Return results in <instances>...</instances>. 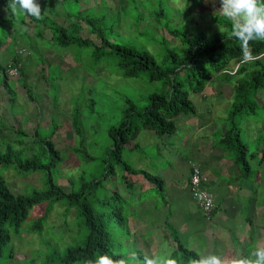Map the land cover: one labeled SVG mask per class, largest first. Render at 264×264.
<instances>
[{"label": "trees", "instance_id": "obj_1", "mask_svg": "<svg viewBox=\"0 0 264 264\" xmlns=\"http://www.w3.org/2000/svg\"><path fill=\"white\" fill-rule=\"evenodd\" d=\"M59 1L62 4L72 0ZM136 1L141 0H131V2ZM8 3L9 0H0V4L6 9ZM40 5L44 18L37 20L35 17L20 14V19L24 20H20L21 26L17 31V36H11L9 40H6L7 36L3 32L5 27H12V23H9L6 17L0 19L2 21L0 24L2 33L0 49L5 46L7 51H10V48L14 50L13 55H7L8 61H5L4 57L0 55V58L2 57L0 87L4 89V95L12 112L18 106L16 93L9 88L7 82L9 67H14L17 74L24 80L25 74L31 68L39 66V72L42 73L41 76L48 85L52 82V80L48 82V78L44 74V64L48 65L50 58L47 56L42 58L41 52L33 49L34 42L42 39L43 29L49 33V38L45 41L49 43L48 47L52 46V49L57 47L61 50L72 47L74 50L87 51L88 68L84 69L91 74L99 66L107 74L114 72L123 79L158 81L163 87L160 91L148 94L147 104L142 108H137L130 99L125 100L126 106L121 111L119 123L109 127L106 131L110 143L100 159H95L84 149L82 144L84 138L79 120L80 106L72 105L69 124L76 141V145L71 147L72 153L77 155L76 161L78 159L81 163L93 164V167L81 171L74 178L67 177L68 187L66 189L57 184V178L60 176L58 169L64 162L62 153L49 139L58 126L57 120L53 117L50 118V123L47 125L49 137H44L40 136V129L37 126L32 129L31 133H28L22 126L16 128L8 126L0 117V171L10 170L15 176L22 178L36 173L40 174V188L42 186L41 190L31 187L35 190H32L30 194H16L9 190L4 178L0 175V259L2 251L7 248L6 246L10 242L11 232L16 234L19 232L27 212L33 206L46 202L47 206L43 214L37 216L27 228V234H42L43 226L46 225L47 216L54 203H60L65 214L73 210L72 217L75 216L79 225L78 242L63 248L62 252L51 241L50 246L42 244L47 252L49 250L54 252L52 260H56L55 264L57 262L58 264H85L87 260L95 259L97 254L104 253L113 256L114 259H120L133 251L142 260L145 253L143 254L140 249L134 248L125 252L122 248L123 244L113 235L110 224L114 225V229H117L114 232L123 233V241L127 239V242H132L133 235L138 233V241L141 240V244L145 243L147 235L145 236L144 233L137 232V229L130 227V219H137L138 223L143 222L146 227H151L158 218L157 214V216L152 214L161 208L164 188L163 181L157 174H150L144 169H136L133 167V163L127 161L128 158L126 159L124 153L139 148L138 143H134L133 146H130L129 143L134 141L141 131H148L158 138L172 135L175 132L177 117H194L196 115V108L187 96L188 90L200 95L208 77L214 75L231 89V103L227 116L230 121L228 129L219 135L212 147L219 148L222 153H225L231 163L228 171L236 176V180L240 177L248 179L253 170L250 162H254L255 168L257 155H260V158L256 159L258 166L264 160V124L259 127L260 133L254 134V131L249 130L251 135L248 136L249 140L250 138L253 140L255 135L259 140L257 147L250 150L249 146L240 140L241 133L245 134L246 131H242V127L239 122H235V118L242 115L249 117L254 113L258 104L264 109V41H250L246 53L241 41L230 35L232 21L219 12L209 15L210 22L217 28L212 32H205L200 27L194 26L190 19L177 26L170 25L169 22L163 24L156 15L157 12L154 11L147 17L151 19L147 20V25L151 27L152 31L148 35L149 43H146L145 36H131L126 41L121 39L120 42H115L109 36L113 24H108L110 18L108 19L106 16L107 13L105 16L102 14L97 16L95 15L96 11L91 12L90 8L88 11H79L78 7L71 3L62 12H57L51 1L46 0ZM100 7L103 10H113L109 6L107 7L106 0L100 1ZM6 13H10V16L13 17L10 9H7ZM56 18H62V22H56ZM66 19L71 20L66 23ZM139 22L140 20L136 21L135 26ZM101 23L104 25L100 26ZM29 24H32V36L27 34ZM25 29L27 30L25 31ZM82 29L86 30L85 36H82ZM162 33L175 39L177 44L170 46L167 40L161 36ZM24 37L27 39V45L22 39ZM20 40L24 42V46L18 47ZM148 44L149 46H147ZM21 50L27 51V56L23 59L20 58ZM32 51L38 53V56L35 55L37 60L33 59ZM246 55L251 58L246 59ZM73 60L75 59L73 58ZM230 64L234 65L232 70L229 68ZM106 67H108L107 70L111 69L112 71L109 70L108 73ZM26 93L30 100L37 101L32 90L27 89ZM54 98L56 99V96ZM199 99L201 100V98ZM55 103L56 101L53 100L54 106ZM87 104V109L92 108V101H88ZM115 169H119L120 172L118 177L120 185H123L128 192L132 190L134 193L141 189V187H136L138 179H132L131 175H142L145 179L143 181L149 185L146 191L152 190L151 183L155 184L157 190L154 194L159 196L158 200H153V193L148 196L147 193L135 192L138 198L132 205L134 198L124 199L115 188L109 197H105L101 192V185L108 178L115 180ZM191 172L189 167L185 182L188 194L191 192L189 181ZM199 174L205 176L200 166ZM262 176H264V170H262ZM216 178L219 186L215 185V189L222 185L226 187L229 183V180H224L218 174H216ZM200 188L212 197L213 209L205 217L209 220L217 208L213 199L215 192L210 189L207 177L206 181L200 184ZM142 203H146V205H142ZM147 211L149 214L145 213ZM197 211L200 212L199 209ZM175 234V232L173 235L170 234L169 239L177 247L168 255L176 258L179 264H186L185 262L189 264L191 259H199L196 253L189 252L183 247ZM130 237L132 241H130ZM115 243L118 244V248L114 246ZM13 251V248L7 251L8 260L12 258ZM156 251L158 249L153 251V255ZM39 255H41V251ZM181 256L184 260H180ZM29 262L31 263V261Z\"/></svg>", "mask_w": 264, "mask_h": 264}, {"label": "rangeland", "instance_id": "obj_2", "mask_svg": "<svg viewBox=\"0 0 264 264\" xmlns=\"http://www.w3.org/2000/svg\"><path fill=\"white\" fill-rule=\"evenodd\" d=\"M125 1L126 2L117 0L115 6L113 0H106L107 7L109 6L110 9H113L112 11L103 10L100 7V0H72L62 4L55 0L54 8L57 12H62V10L71 3L78 7L79 11H88L89 8L92 9L91 12L96 11L95 15L97 16L101 14L105 16V13H107L106 16L108 19L110 18L108 24H113L111 26L113 29L112 32H109V36H111L115 42H120L121 39L126 41L130 39L131 36H145L144 39L146 43H149L148 35L152 31L151 27L147 25V20L151 19L147 17L154 11L157 12L156 15L161 19V23L163 24L169 22L170 25L177 26L180 25V23H186L188 19H190L194 26L200 27V29L205 32H212L217 27L210 22L209 15H213L214 12L218 13L221 7V0ZM6 12V7L0 4V19L1 17H6L9 23H12V27H5L3 32L7 36L6 40H9L11 36H17V31L21 26L19 24L21 22L20 20L23 18L20 19V14L11 17L10 13ZM62 18H56V22L61 23ZM70 20L66 19L67 22ZM138 20H140V22L135 26ZM0 24H2L1 20ZM103 25V23L100 24V26ZM31 30L32 25L29 26L27 32L29 36H32ZM85 35L86 30H83L82 36ZM0 36H2L1 30ZM161 36L167 40L170 46L177 44L176 40L172 37L163 33ZM48 38L49 33L46 30L43 31L42 39H35L36 41L34 42L33 49L39 50L42 54V58H46V56L50 58L49 64H44V74L47 76L48 82L52 80V82H50L51 88L43 76H41L42 73L39 72V66L31 68V70L25 74L26 77L24 80L18 74L14 77H8L7 82L9 88L16 93V103L18 107L14 109L13 112L10 110L8 101L4 95V89L0 87V117L8 126L13 128L22 126L28 133H31L32 129L37 126L40 129V136L44 137H49L47 125L50 123V118L53 117L57 120L58 126L49 139L62 153L64 162L58 169L60 176L57 178V184L66 189L68 187L67 177L74 178L81 171L93 167V164H84L78 159L76 161L75 158H77V155L75 156L72 153V148L76 145L75 136L74 133L71 132L69 124L72 105L78 104L80 106L79 120L84 138L82 143L84 149L95 159H100L110 143L106 131L109 127L116 126L119 123L121 111L126 106L125 100L130 99L136 104L137 108H142L147 104L148 94L160 91L163 86L161 82L158 81L147 82L144 80L123 79L114 72L109 73V70H112H107L108 67L105 69L109 74L98 66V68H95L93 71V75L84 69L88 68L87 51L82 49L74 50L72 47L66 50H61L57 47L52 49V46L48 47L49 43L45 42ZM22 39H24L25 45H27V39L25 37ZM21 46H24L22 40H20L18 44V47ZM147 46H149V44ZM13 52V48L7 51L5 46H2L0 49V55L4 57L5 61H8L7 55H13ZM20 52L21 59L27 56V51L21 50ZM32 54L33 59L37 60L38 53L32 51ZM73 58L76 61L73 60ZM233 67V64L229 65L231 70ZM27 89L33 91L37 101L29 99V95L26 93ZM55 96L56 99L54 98ZM187 96L196 108V115L193 119H190L193 120L191 121L192 123L181 124V122H183V117L179 116L175 132L170 136L164 135L162 138H158L148 131H141L137 134L136 139L129 143L130 146H133L134 143H138L139 148L124 153L126 159L128 158L127 161L133 163L132 165L134 168L139 169L137 166L139 164L145 167V170L149 171V168L146 169L149 163L151 164L150 173H155V171L160 172L165 168L166 177L174 182L179 181L181 186L184 185L186 179V167L182 156L185 155L189 157L192 153L191 148L193 145L200 142L201 139L208 144H215L219 135L223 134L230 124L227 116L229 115L228 111L231 103V89L219 81L218 77L210 75L200 95L188 90ZM199 98H201L202 101ZM53 100L56 101L55 106ZM88 101H92V108L90 109H87ZM208 111H210L209 119L207 118ZM235 122H239L242 131H246L245 134H243V132L241 133L240 140L246 143L250 150L256 148L259 140L257 139V135H255L253 140H251V138L249 140L251 136L249 130L254 131V134L260 133L259 127H262L264 124V109L260 104L257 105L254 113L249 117L243 115L241 117L236 116ZM196 126L200 127L198 134H204L201 139L198 138V136H192L190 132V128H195ZM257 158H260V155H257L256 159ZM139 159H141L142 162H138ZM256 159L255 168L253 166L254 162H250L253 170L248 179L240 177L236 180V176L229 171L222 173L220 168L214 170V173H216L215 171L219 172L218 176L222 177L224 180H229V183L232 184L236 182L239 184V189L241 190L239 192V198L231 196L229 200L236 206L232 211L235 216H237L235 221L237 232L226 233L225 229L218 223L206 222L203 217H198L197 214H193L195 217L197 216V221L195 223L190 221L186 224V220L189 218L184 219L182 217L179 222L182 227L181 230L185 234L182 235L180 233L177 237L187 251L196 253L199 257L202 255L219 254L231 259L238 256H248L250 251L255 247L264 246V176H262L264 160L261 165L258 166V160ZM227 160L228 158L224 153L223 164L226 163ZM193 164L199 166L197 163L193 162ZM118 170L115 169V180L108 178L101 185V192L105 197H109V195L113 193L114 188H117L120 196H123L124 199L128 198L129 200L134 198L131 203L132 205L134 204V200H137L136 193H147L148 196L153 193V200H158L159 196H155L154 194L157 188L153 183H151L152 190L150 191L141 188L137 190V192L135 191L136 193H133L132 190L129 192L126 190L125 192L123 188L124 194L121 191L122 186L117 185L120 184L118 178L120 172ZM0 175L4 178L9 190H12L16 194H30L32 190L42 189V186L40 188V174L36 173L22 178L15 176L10 170H3L2 172L0 171ZM130 177L132 179H140L142 182L145 180L140 174L131 175ZM161 177L163 180L166 178L163 176ZM145 184L149 186L147 183ZM46 206V202L33 206L27 212L26 219L21 225L19 232L17 234L11 232L10 242L6 246L7 248L2 251L0 264H55L56 260H52L54 252L50 250L47 252V249L44 248L42 244L50 246L51 241L53 245L62 252L63 248L72 246L78 242L79 225L77 224L75 216L72 217L73 210L68 211L66 215L60 203H54L51 206V210L46 219V225L43 226L44 230L42 234L26 233L27 228L37 216L43 214ZM188 206V210L192 213L199 212L192 201L188 203ZM217 214L218 210H215L213 217ZM136 225L138 226V223L132 222L130 227L136 228ZM185 225L188 227V230H186ZM110 229L113 235L123 244L122 248H124L125 252H129V250L131 251L135 248L142 250L143 254L145 253L149 256H153L154 248L151 246L150 239L141 244V241H138L139 234L136 233L133 235V241L130 237V241L132 242H127V239L123 241V233L114 232L117 231V229H114V225L110 224ZM172 229L174 230V226ZM140 231L141 229L137 230V232ZM223 237L227 238L225 240L227 242L224 241ZM167 242L168 243L160 242L158 245L160 248L154 255H168L166 254L168 245L170 246V251L174 250L173 245H175V243L171 240ZM114 246L118 248L117 243H115ZM12 248L14 250L13 255L12 258L8 260L7 251ZM40 251L41 255H39ZM5 260L7 261L5 262ZM180 260H184L182 256ZM29 261H31V263ZM185 263L188 264L187 262ZM56 264H58V262Z\"/></svg>", "mask_w": 264, "mask_h": 264}, {"label": "crops", "instance_id": "obj_3", "mask_svg": "<svg viewBox=\"0 0 264 264\" xmlns=\"http://www.w3.org/2000/svg\"><path fill=\"white\" fill-rule=\"evenodd\" d=\"M181 117H183L182 118L183 122H181V124H188V123H192L191 121H193V120H190V119H193V117H191V116H181ZM209 118L210 117L208 116V119ZM178 120H179V117H177L176 123ZM192 129H196V130H192ZM199 130H200V127H198V126H196L195 128H190V132H191L192 136L195 135L196 137L198 136V138L201 139V137L204 134L199 135L198 134ZM201 140L197 144L193 145V147L191 148L192 153L189 157H187L185 155L182 156L184 158L183 161L185 162V167H186V169H185L186 170L185 182L187 180L188 169H189L190 164L193 162L197 163L200 166V169L202 170V172L208 178L210 189L213 190V192H215L214 193L215 196H213V199H214L215 205H217L216 211L218 210V214L215 217L212 216V218H210L209 220H205L203 218L204 221L218 223L220 226H222L225 229L226 233H236L237 230H236L235 221H236L237 216H235L234 212L232 211L233 209L236 208V206L234 205V203H232L229 200H230L231 196L232 197L235 196L236 198H239V192L241 191L239 189V184L236 182H234L232 184L228 183L226 187L224 185H222L218 189H215L216 187L214 185H217V187L219 186L218 185V179L216 178V173L219 174V172L215 171L216 173H214V170L217 168H220L222 170V173H224L225 171H228L231 163L229 160H227V162L223 164L224 153H222V151L219 148L212 147V144H208V143H206V141H203V140L201 141ZM204 143H206V144H204ZM138 162H142L141 159H139ZM134 163H135V161H134ZM137 166L139 169L145 168V167L140 166L139 164ZM147 168H149V171L151 170V164L150 163L146 166V169ZM155 173L163 181V188H164V193H163L164 199L162 200L161 208L158 209L155 214H152V215H156V214L158 215L157 220L155 221V223H153V225L151 227H146L145 226L146 224H144L143 222L138 223L137 219H130L131 220L130 225L132 224V222L138 223V226L136 225V228H133V229H137V230L141 229L140 232L144 233L145 236L147 235L146 240L147 241H148V239L151 240V246H152V248H154L153 251L156 249L159 250L160 247L158 245L160 244V242H162V243L163 242L168 243L167 241L170 242V239H169L170 234L173 235L174 232L176 233L175 234L176 236L180 233L182 235L185 234L181 230L182 227H181V224L179 222L182 217L184 219L189 218L188 220H186V224H188L190 221L195 223L197 221V219H196L197 216L198 217L200 216L201 218L203 217L200 212L192 213L190 210H188V208H189L188 203H191L192 200L189 197V194L186 190V183H184V185L181 186L179 184V181L174 182V181L170 180L168 177H166L167 175L165 172V168L160 172L155 171ZM155 173L153 172L150 174H155ZM161 176L166 177L165 180H163V178ZM115 184H116V182H115ZM117 185H120V184H117ZM121 186H122L121 191L125 194V192L123 191L124 186L123 185H121ZM137 186L144 188V190H146L148 188V186H146L145 182H142L141 180L137 181ZM115 189L118 190L117 188H115ZM125 191H126V189H125ZM136 192H137V190H136ZM193 204H194V202H193ZM142 205H146V203H142ZM145 213L149 214L148 211ZM152 213H154V212H152ZM193 214H197V216L195 217ZM173 226H174V230L172 229ZM186 230H188L187 226H186ZM258 231H259V228H258ZM259 234H260V232H259ZM226 239L227 238H224V241ZM179 241H180V239H179ZM225 242H227V241H225ZM173 246H174V248L177 247V245H173ZM169 249H170V246L168 245L167 246L168 251L166 252V254L170 253Z\"/></svg>", "mask_w": 264, "mask_h": 264}, {"label": "clouds", "instance_id": "obj_4", "mask_svg": "<svg viewBox=\"0 0 264 264\" xmlns=\"http://www.w3.org/2000/svg\"><path fill=\"white\" fill-rule=\"evenodd\" d=\"M46 1H51L54 6L55 0ZM56 1L60 3L59 0ZM42 2L44 0H9L7 9H10L14 16L26 14L30 17H35L37 20H42L44 18L40 5ZM219 12L232 21L230 35L241 41L246 53L250 41H264V0H221ZM45 30L43 29V31ZM40 31L42 30L40 29ZM250 58L246 55V59ZM12 68L15 69L14 67ZM16 75L17 72L14 76ZM7 76L14 77L8 75V70ZM203 218L205 217L203 216ZM205 220L207 219L205 218ZM85 264H179V262L176 258L171 257L170 254L153 256L145 254L141 260L138 254L133 251L120 259H114L113 256L107 253L97 254L95 259H89ZM189 264H264V246L255 247L248 256H238L229 259L223 255L209 254L206 256L202 255L199 259L193 258L189 261Z\"/></svg>", "mask_w": 264, "mask_h": 264}, {"label": "built area", "instance_id": "obj_5", "mask_svg": "<svg viewBox=\"0 0 264 264\" xmlns=\"http://www.w3.org/2000/svg\"><path fill=\"white\" fill-rule=\"evenodd\" d=\"M15 74V69L12 67L8 68L9 76H14ZM189 167L192 171L189 179L191 185L189 196L202 215L207 217V214L213 209V203L211 195L200 188V184L206 181V177L199 174V166H196V164L191 163Z\"/></svg>", "mask_w": 264, "mask_h": 264}]
</instances>
